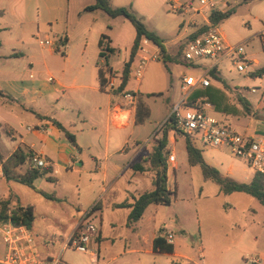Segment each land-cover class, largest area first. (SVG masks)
<instances>
[{"label":"crops","instance_id":"obj_1","mask_svg":"<svg viewBox=\"0 0 264 264\" xmlns=\"http://www.w3.org/2000/svg\"><path fill=\"white\" fill-rule=\"evenodd\" d=\"M110 1L115 0H109V6ZM248 1L257 3L264 0ZM94 3L95 0L85 5L81 4L78 9L83 13H90V26L99 25L97 26L98 34H101L102 26L97 20L103 14L98 11L108 15L101 9L83 11L85 6ZM187 4H180L175 10L186 14ZM34 6H36L35 9ZM38 6H41V9H38ZM111 7H124L137 17L140 16L139 11L128 0H118ZM68 15V0H0V131H3L10 139L5 142L1 140L4 150L0 149V157L5 159L15 149L20 148L28 153V157L31 154H38L45 158L47 166L38 170L49 169L50 172L34 179L33 186L36 190L57 198V200H50L42 196L54 203L53 213L65 217L66 231L63 233L66 236L65 240L75 233L82 213L93 207L92 210L95 211L93 216L98 219V223L92 224L94 236L88 244L89 252L84 253L89 254L92 264H108L122 255L125 257L124 261L128 262L126 264H132L131 261H134V264H173L171 258L198 264L193 261V257L177 253L173 243H171L173 245L171 253H158L152 249L153 238L170 233V228L177 222V217L169 218L168 221L165 219V207L170 206L172 200L167 206L149 204L137 222L127 225L130 205L134 199L154 188V172L150 169L148 161L152 148L148 150L146 146L141 145L138 132H135V126L143 125L142 121H137V104L122 106L120 92L106 87L101 88L99 66L96 63H90L83 55L75 57L71 53L76 43L69 32ZM191 16L193 17V14ZM118 17H110V19L116 21ZM253 18L264 24V11H255ZM53 24L60 25L64 30V34H60L63 39L64 55L60 57L54 55L57 44L52 48L47 47V54L54 55L48 64L44 62V59L40 61L36 56L29 55L28 46L32 41L37 42L38 30L41 26L46 25L50 28ZM185 25L192 27L183 37L186 41L196 28L195 22L190 20L186 23L181 21L179 29L184 28ZM256 34L264 35V28ZM45 36L47 38L48 33H45ZM182 39L178 36L175 43H164V46L166 48L173 46ZM109 41L111 42L110 39ZM85 47L86 44L84 49ZM252 60L255 61L252 67L253 72L264 67H254L257 60ZM216 71L221 82L210 80V84L223 89L228 101L239 110L241 106L237 102V97L245 98L251 113L235 115L216 111L210 103L209 106H205L202 101L193 103L220 122L240 130L242 134L264 138V116L258 113L259 110L264 112V104H262L264 88L253 109L245 92L234 85H228L225 78L218 70ZM113 72H115L113 68L108 66L105 70L103 69V77L106 79L110 74L113 75ZM253 72L247 76L257 79L261 86L264 82V74L252 75ZM120 75L121 72L117 76ZM49 77L52 78L51 81L48 80ZM257 88L258 86H252L246 93L256 94ZM196 89L199 88L192 89L190 95ZM197 99L200 98L195 100ZM119 118L125 119L121 122ZM53 120L74 135L75 146L67 142L63 133L53 124ZM240 120L243 121L240 122ZM25 124V132L15 131L12 126L16 125L21 130ZM84 130L88 131V137L82 144L77 133H82ZM174 142L175 139L170 134L166 146L173 154ZM195 144L201 150L205 162L216 168L223 176L234 177L243 174L249 181L252 178L253 175L251 177L248 175L242 161L241 165L239 160L222 158L223 149L202 147L197 140ZM166 156L167 153L164 155L166 188L175 194L176 186L173 189L168 185V173L169 168L175 169L176 157L174 154V160L168 162ZM137 164L141 165V170L133 168ZM24 165H27V160ZM61 173L66 176L64 186H59L61 179L57 176ZM121 177L125 179L123 184L119 185L118 181ZM0 178L4 180L1 166ZM44 183L51 185L49 186L51 193L40 189ZM71 193L75 198L74 202L68 201ZM6 199L9 197H5L0 192V200ZM15 201L19 204L17 200ZM28 206L32 207L34 221L35 206ZM74 207H76L75 212ZM237 219L238 217L235 220ZM180 230L183 231L182 228ZM29 231L33 238L30 228ZM34 243L41 255L46 244L35 240ZM109 247H112L115 255L103 259L102 254L108 256ZM197 250L201 256L202 248L198 246ZM92 255L94 258L91 257ZM157 256L164 259L157 260ZM51 257L47 255L43 258Z\"/></svg>","mask_w":264,"mask_h":264},{"label":"rangeland","instance_id":"obj_2","mask_svg":"<svg viewBox=\"0 0 264 264\" xmlns=\"http://www.w3.org/2000/svg\"><path fill=\"white\" fill-rule=\"evenodd\" d=\"M117 1H110V6H113ZM128 1L139 11L140 16L138 18L141 19L145 28L162 39L163 43H175L178 36L182 39L184 35L190 32L192 29L190 26L185 25L184 28L180 27L179 29L181 21L186 23L193 20L195 30H197L202 20L201 16L194 14L190 8L186 14L175 10L184 3L196 6V0ZM227 1L231 15L219 22V29L223 38L232 45L240 43L247 59L257 60L254 67L264 66V35L256 34L264 28V24L253 18L255 11H264V1L257 3H250L248 0ZM68 2L67 25L71 37L76 43L71 51L73 56L83 55L90 63H96L102 69L111 66L115 71L113 75H119L123 64L127 61L132 45L134 29L131 23L123 17H118L116 21H112L102 11H98L103 14L97 20L102 26L100 28L101 34H98L97 26L99 25L90 26V13H83L78 9L81 4L85 5L92 0H68ZM38 9H41V6H38ZM38 31L37 42L32 41L28 46L30 48L29 55L36 56L40 61L44 59V62L48 64L54 55L59 57L64 55L63 48L59 44L60 34H64L60 25L53 24L50 28L44 25ZM45 33H48V38L53 41V45L57 44L54 55H48L47 47L38 43V40L43 41L46 38ZM105 37L104 46H111L113 51L103 50L105 55L99 56L101 49L98 46V41ZM109 39L111 42L108 41ZM184 41L185 38L173 46H168L169 55H176L182 49ZM84 44H86L85 49ZM236 60L238 59L233 57L225 58L215 64V68L225 78L228 85H234L245 92L246 98L254 109L263 92L264 82L259 86L257 79L248 77L246 73L237 72L235 69ZM210 63V61L203 59L197 64L198 66H190L182 58L177 62L166 61L164 63L159 59V52L157 51V59L145 65L143 76L139 81L133 77L128 79L124 90L134 95L135 104H138L142 110L140 115H142L143 125L134 127L135 132H138L141 145L146 146L148 150L153 147L160 136L161 124L173 106L186 94L187 91L181 89V76L183 74L195 76L201 68H206ZM252 86H258L257 93L247 94L246 91ZM258 113L264 116V112L259 110ZM242 121L240 120V122ZM12 126L15 131L25 132L26 124L21 130L16 125ZM237 131L241 132L238 129ZM155 134H157L156 137ZM172 135L175 139L172 151L176 158L175 169L169 168L168 185L173 189L176 186V190L171 205L165 207V219L168 221L169 218L177 217L176 224L170 228L172 243L176 252L193 257V261L198 264H264V206L246 193L235 191L223 193L219 185L210 180H205L199 167L190 166L187 162L184 136L177 133ZM77 136L80 143L84 144L87 141L88 131L84 130L82 133H77ZM0 137V149L4 150L2 141L5 142V140L10 139L3 131H0ZM221 149L224 150L221 153L222 158L239 160L242 165V160L234 156L228 148ZM244 164V168L251 177L253 173L250 171V167L246 163ZM27 167L31 169L27 163L19 171L24 172ZM64 175L61 173L57 176L61 179L59 186H64V177H66ZM230 178L240 183L249 182V179H246L243 174ZM124 179L121 177L118 184H123ZM0 186H3L0 187V192L5 197H9V210L16 207L17 202L15 200L20 205L35 206V220L30 224L33 238L39 243L42 241L46 244V248L41 252L42 257L57 256L63 241L66 239V236L63 235L66 231V222L64 216L53 213L52 205L54 203L44 199L37 191L19 183H6L0 178ZM49 186H51L49 183H44L40 189L51 193ZM68 201H75L72 193L69 194ZM75 208H73L74 212ZM94 212L92 210L87 221L97 225L98 219L93 216ZM57 218L59 219L57 220ZM181 228L183 229L182 232ZM116 242L118 243V241ZM198 246L202 248L201 256L198 254ZM4 251L5 246L0 236V258ZM107 252H109L108 256L102 254L103 259L115 255L112 247H109ZM124 258L123 255L118 256L108 264L128 263L124 261ZM156 258L157 260L164 259L161 256ZM61 260L64 264H92L89 254L77 252L72 246L67 247L62 252ZM171 260L173 264H191L179 258H171ZM252 260L255 261L252 262ZM130 263L134 264V261Z\"/></svg>","mask_w":264,"mask_h":264},{"label":"built area","instance_id":"obj_3","mask_svg":"<svg viewBox=\"0 0 264 264\" xmlns=\"http://www.w3.org/2000/svg\"><path fill=\"white\" fill-rule=\"evenodd\" d=\"M196 2V6L188 4L187 8H190L194 14L201 16L202 20L197 28L200 33L185 42L182 49V59L190 66H198L197 64L203 59L211 63L206 68H201L195 76L189 74L181 76V89L187 92L173 106L167 117L170 116L176 130L182 132V134L192 136L202 147L228 148L234 156L246 163L253 172L264 175V138L239 133L232 125L221 123L195 105L202 101L200 99L195 100V104H188V97L192 89L204 88L210 84L208 71L215 68V64L219 61L228 57L236 58L238 59L235 62L236 71L247 75L253 72L252 67L255 64L254 60L247 59L240 43L236 45L229 44L220 32L219 23H212L209 20L211 12L223 13L227 11L229 8L228 1L196 0ZM38 43L48 48L53 47V41L48 37L43 41L38 40ZM59 44L63 47L62 37H59ZM157 51L158 48L150 40L142 37L130 63L129 76L139 81L143 76L145 65L157 59ZM120 76L110 74L106 78L105 87L109 90L117 89ZM48 80L51 81L52 78L49 77ZM252 91L254 90L252 89ZM120 94L123 102L122 106L135 105V97L132 93L123 90ZM204 105L209 106V103L204 102ZM124 119L119 118V121L122 122ZM166 159L168 162H172L174 154L168 151ZM27 163L31 169H41L47 166L45 158L38 154H31L27 158ZM92 208L82 213L75 233L63 241L58 255L51 258L41 257L29 229L25 226H16L10 220L1 221L0 236L5 251L0 258V264H64L61 260V254L69 246H72L77 252L88 253V244L94 236L93 225L87 221ZM163 237L168 243H172V236L169 232ZM91 257L94 258V255ZM254 261L252 260V262Z\"/></svg>","mask_w":264,"mask_h":264},{"label":"trees","instance_id":"obj_4","mask_svg":"<svg viewBox=\"0 0 264 264\" xmlns=\"http://www.w3.org/2000/svg\"><path fill=\"white\" fill-rule=\"evenodd\" d=\"M95 9L103 10L109 17L115 18L122 16L127 19L134 31V39L129 50V56L127 61L123 64L121 76L119 79V85L117 87L118 92L124 90V87L129 78V67L130 63L133 60V57L136 52L137 45L142 37L150 40L157 48L159 52V59L162 62H177L182 58V49L185 42L188 39H191L200 33V30H196L188 36V39L184 42L182 49L176 53V55H169L167 48L164 46L163 40L160 39L157 35L147 30L143 25L140 18L135 14L124 7H111L109 6V0H95V3L92 5H87L83 8V11H92ZM231 15L230 9L227 11L220 12H211L209 14V20L212 23H219L222 20L228 18ZM106 37L98 41V46L100 47L99 56H104V51L112 52L113 48L104 46ZM109 41V40H108ZM104 46V48H103ZM183 60V59H182ZM99 81L101 88L105 87L106 79L103 77V69L99 67ZM105 70V69H104ZM264 74V67L257 69L253 72L252 75H262ZM209 79L220 81L221 79L215 68H212L208 71ZM196 98L202 99V102H207L213 105L214 109L219 112L231 113V114H240L245 113L249 114L250 108L248 102L245 98L238 96L237 102L241 106V110L237 109L233 104L228 101L227 96L225 95L223 89L217 88L212 84H209L207 87L196 89L188 98V104L192 105ZM199 107L198 105H196ZM142 110L137 104L136 114L137 121H142V115L140 113ZM53 124L63 133L64 138L69 144L75 146L74 135L69 133L61 124L53 120ZM177 133L182 134V132L175 129L172 119L167 117V119L162 123L160 127V136L156 140L155 144L152 147L151 153L148 156L150 169L154 172L153 178V190L149 192L142 193L137 198L134 199L130 205V212L127 217V225L130 226L137 222L142 216L145 208L149 204H158V205H169L174 192L167 190L166 188V166L164 161V155L168 152L167 141L170 134ZM184 136V148L187 156V162L190 166H198L201 172L202 177L205 180H210L217 185H219L220 190L223 193L231 192H242L246 193L253 198H255L261 205L264 206V175L254 172L252 178L248 183L236 182L228 176H223L216 168L210 166L205 162L202 157V152L197 148L195 144V138L190 135ZM30 156V155H29ZM28 158V153L24 152L22 149H15L7 158L3 159L0 157V166L1 174L5 181L15 182L27 186L35 191H37L41 196L50 200H57L55 196L46 194L40 190H36L33 186L34 179L43 176L50 172L49 169L38 170V169H26L24 172H19L21 166L25 164V161ZM136 170H141V165L137 164L133 166ZM48 179V178H47ZM10 202L9 199L0 200V222L10 220L12 224L16 226H25L27 229L30 228V224L34 219L33 211L31 206H23L17 204L13 210H9ZM152 249L158 253H171L173 251V245L168 243L163 235H157L152 240Z\"/></svg>","mask_w":264,"mask_h":264}]
</instances>
